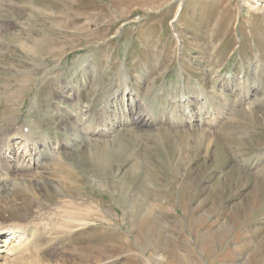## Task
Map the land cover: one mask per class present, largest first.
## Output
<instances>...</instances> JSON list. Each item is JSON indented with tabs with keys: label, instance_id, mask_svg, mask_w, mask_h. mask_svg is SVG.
Listing matches in <instances>:
<instances>
[{
	"label": "rangeland",
	"instance_id": "rangeland-1",
	"mask_svg": "<svg viewBox=\"0 0 264 264\" xmlns=\"http://www.w3.org/2000/svg\"><path fill=\"white\" fill-rule=\"evenodd\" d=\"M242 1L0 0V140L37 145L0 166L25 241L0 264H264V0Z\"/></svg>",
	"mask_w": 264,
	"mask_h": 264
},
{
	"label": "bare ground",
	"instance_id": "bare-ground-1",
	"mask_svg": "<svg viewBox=\"0 0 264 264\" xmlns=\"http://www.w3.org/2000/svg\"><path fill=\"white\" fill-rule=\"evenodd\" d=\"M243 2V1H242ZM249 1L247 0L246 2L244 1L243 3H248ZM254 5V4H253ZM256 5V4H255ZM261 5V4H260ZM253 7H255V6H253ZM263 7V6H262ZM255 8H259V6L257 5V7H255ZM35 46V45H34ZM40 58V57H39ZM124 83L126 84V80H125V78H124ZM124 84V85H125ZM111 93V92H110ZM114 96H115V94H114ZM119 99V98H118ZM105 103H106V101H105ZM107 104V103H106ZM134 104H132L131 105V107L129 108V110H127V112L125 113V114H123V115H121V116H119L118 118H116V119H114L112 122H110L111 124H109V126L107 127V129H105L102 125H103V123L102 122H104V121H106L107 122V117H106V110L104 109V110H101V112H99V116L98 117H100L99 119L100 120H98V122H97V127L94 129V130H92L91 128V130H88V131H94V132H97V134L99 135V136H101V137H108V136H112V134L113 133H115L118 129H117V127H121V126H125V125H127L129 122V116H133V115H135L134 116V118H132L135 122H137V123H142V124H144L145 122H147V120L149 119V117H152L153 116V114H152V112H153V106H151L149 103L148 104H144L143 102H141V107L138 109V111L137 112H134V110H133V106ZM103 106H105V105H103ZM140 106V105H139ZM200 107V106H199ZM103 109V108H102ZM186 110H187V108H186ZM130 114V115H128V114ZM98 114V113H97ZM96 115V114H95ZM150 115V116H149ZM197 115L200 117V114H198L197 112H192L190 109H188V111H187V118H188V120L190 121V122H192L196 117H197ZM109 116V115H108ZM198 117V119L200 120L201 119V117L199 118ZM111 120V119H110ZM94 121V120H93ZM108 123V122H107ZM72 124V123H71ZM74 124V123H73ZM80 127H81V125H80ZM20 128H22L20 131V134L18 135V139L17 140H15V143L17 144H11L10 143V141H9V135H8V133H5V135H4V138L2 139L1 138V140H0V166H3V165H10V164H14V163H16L17 165L15 166V168L17 169L18 167H20V166H23L22 165V163H24V161H25V155L26 154H28V156H29V158H31L32 159V152L34 151L35 152V150H36V148H37V145H35V143H33V140L28 136V133H27V131L28 130H25L24 129V126H21ZM26 128V127H25ZM14 130V128H12L11 130H9V132H12ZM110 130V134H108V132L107 131H109ZM30 132V131H29ZM4 133V132H3ZM88 133V132H87ZM84 134V133H83ZM86 134V133H85ZM108 134V135H107ZM63 147V145L62 144H60V146L59 145H57V147H56V150H57V152L58 153H55V155L57 154V158H55L56 159V161L57 160H59L60 158H61V155H60V152H59V149H61ZM63 150V149H62ZM65 150V149H64ZM33 152V153H34ZM3 154H5V157H6V160L5 161H3L2 160V155ZM31 159H29V161H28V163H30V160ZM97 160V159H96ZM34 161V160H33ZM55 161V160H54ZM60 162H62L61 161V159H60ZM20 163V164H19ZM26 163V162H25ZM56 163H59L58 161L56 162ZM67 163V162H66ZM36 164V163H35ZM20 165V166H19ZM65 166V165H64ZM3 175H5V176H7V171L5 170L4 172H3ZM69 205V204H68ZM74 206V205H73ZM72 206V207H73ZM71 207V206H70ZM29 210V209H28ZM81 210V209H80ZM30 211H32V210H30ZM62 215V214H61ZM66 215H68L69 216V218H71V216L73 217V218H77L76 217V215L74 216V215H71V214H64L63 215V217L65 216L66 217ZM71 215V216H70ZM80 218H81V216H79ZM86 218V217H85ZM82 219H84V218H82ZM87 221V220H86ZM68 223V222H67ZM69 224H71V223H69ZM72 224H74V223H72ZM26 226V225H25ZM42 227V226H41ZM40 228V227H39ZM44 228V227H43ZM2 230H5L3 227H1L0 226V232L2 231ZM24 230V229H23ZM26 230V229H25ZM44 230V229H43ZM5 232H6V234H5V239H4V246H5V248H3V249H0V250H5L6 252V254H8V253H10L12 250H14L17 246H14L13 245V243H18L19 245H20V243L19 242H25L24 241V236H23V234L20 232V231H18L15 227H13L12 225L11 226H9L8 227V229L7 230H5ZM31 235V234H30ZM26 240V239H25ZM3 245V244H2Z\"/></svg>",
	"mask_w": 264,
	"mask_h": 264
}]
</instances>
